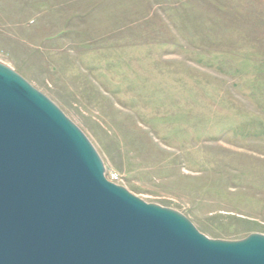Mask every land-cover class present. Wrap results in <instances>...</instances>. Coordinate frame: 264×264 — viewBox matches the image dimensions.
I'll return each mask as SVG.
<instances>
[{"label": "rangeland", "instance_id": "374dc122", "mask_svg": "<svg viewBox=\"0 0 264 264\" xmlns=\"http://www.w3.org/2000/svg\"><path fill=\"white\" fill-rule=\"evenodd\" d=\"M0 63L108 181L210 239L264 235V0H0Z\"/></svg>", "mask_w": 264, "mask_h": 264}, {"label": "water", "instance_id": "95a60500", "mask_svg": "<svg viewBox=\"0 0 264 264\" xmlns=\"http://www.w3.org/2000/svg\"><path fill=\"white\" fill-rule=\"evenodd\" d=\"M0 264H264V235L210 239L108 181L85 134L0 63Z\"/></svg>", "mask_w": 264, "mask_h": 264}]
</instances>
